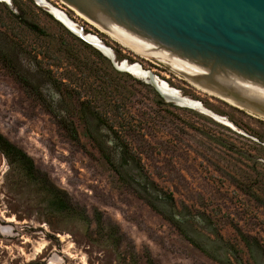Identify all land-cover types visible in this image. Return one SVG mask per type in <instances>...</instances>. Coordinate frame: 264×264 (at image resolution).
Segmentation results:
<instances>
[{"label": "rangeland", "instance_id": "374dc122", "mask_svg": "<svg viewBox=\"0 0 264 264\" xmlns=\"http://www.w3.org/2000/svg\"><path fill=\"white\" fill-rule=\"evenodd\" d=\"M46 1L102 40L118 61L152 70L234 127L164 100L130 74H117L37 0L0 1V134L73 206L63 210L42 179L0 151V264H239L228 244L242 264H264V120L124 47L62 0ZM7 60L37 93L16 79ZM39 94L71 117L80 143L58 125ZM109 126L135 158L121 167L125 182L88 136L90 128L112 146Z\"/></svg>", "mask_w": 264, "mask_h": 264}, {"label": "water", "instance_id": "95a60500", "mask_svg": "<svg viewBox=\"0 0 264 264\" xmlns=\"http://www.w3.org/2000/svg\"><path fill=\"white\" fill-rule=\"evenodd\" d=\"M62 1L85 12L74 0ZM86 1L117 17L122 26L174 52L264 86V0ZM48 5L47 13L71 34L98 51L117 72L132 75L111 48L88 40L82 28L75 31L67 26L53 12L55 7ZM107 50L110 52L105 53ZM148 81L164 100L175 103L152 75Z\"/></svg>", "mask_w": 264, "mask_h": 264}, {"label": "bare ground", "instance_id": "6f19581e", "mask_svg": "<svg viewBox=\"0 0 264 264\" xmlns=\"http://www.w3.org/2000/svg\"><path fill=\"white\" fill-rule=\"evenodd\" d=\"M37 2L42 6H49L46 0H37ZM74 2L85 11H78V14L81 17L102 31L110 34L113 39L120 42L124 47L133 50L143 58L153 59L170 66L174 72L183 76L198 89L209 92L229 104L264 120L263 85L242 80L225 70L211 65L204 66L201 61L174 52L122 26L117 17L101 12L86 0H74ZM53 12L57 18L73 30L77 31L80 29V27L60 9L54 8ZM87 39L95 44L106 45L102 40L92 34H88ZM106 52H110V50L105 51V53ZM123 66L134 77L144 79L146 83L149 82L150 75H152L158 86L165 94L173 98L176 105L198 110L212 116L224 125L232 128L234 127L226 118L220 117L206 109L201 102L183 96L178 90L172 88L167 82L161 80L152 70L144 69L139 63L131 64L126 61H124Z\"/></svg>", "mask_w": 264, "mask_h": 264}, {"label": "trees", "instance_id": "16d2710c", "mask_svg": "<svg viewBox=\"0 0 264 264\" xmlns=\"http://www.w3.org/2000/svg\"><path fill=\"white\" fill-rule=\"evenodd\" d=\"M31 30L36 34H39V35L43 34V32H41V30H38L36 26L32 27ZM81 42L84 46L92 49L100 58L104 59V57L94 48L87 45L83 41ZM8 63L9 64L6 63L7 67L8 69L11 70L12 74L16 77V79L23 86H25L26 89H28L31 93H37L38 90L35 86H33L32 81L27 76L20 73L17 70L16 66L13 64V62L8 61ZM115 72L117 71L115 70ZM117 74H122V73L117 72ZM38 97L40 98V101L42 102V105L44 106V108L52 116H54L57 119L58 125L68 134L69 138L76 143H80V137L77 131V127L75 125V122L71 119V117L66 112H64V110H62L61 108L57 107L54 103L47 100L45 96L39 94ZM82 105L86 106V102H83ZM94 115L96 116L97 119H100L99 113H95ZM109 127L111 128L110 130L111 132L114 131L112 126H109ZM112 133L115 135L112 146H109L108 144L102 142L101 140L96 139L95 136L93 135L92 130H90V128H89L88 136L94 143H96L97 150L100 152L103 159L108 163L110 168L116 173V175L119 177L120 180L125 182L126 181L125 175L123 173V170H121L122 169L121 167H124L130 164L129 162L130 160L132 161V163H134L135 158L131 156V150L128 144H126L125 142L124 143L122 142V138L118 135V133L117 132H112ZM0 151L7 158L8 161L18 164L27 175L31 177H35V178L38 176L37 179H40V180L42 179L44 182L45 188L47 189V192H48L47 194L63 210L71 211L73 209L72 202L69 199V197L63 192H61L60 190L56 189V187L48 181L47 177L42 175L41 172L36 169L34 162L22 150H20L18 147L11 144L1 134H0ZM150 185L151 184L149 183L145 185L144 187L145 191L149 192V189L151 187ZM159 191L161 195L160 197L163 200H169L170 202L173 203V198L171 196L167 197V195L163 191L161 190ZM138 195L140 197H143L140 193H138ZM148 203L150 206H152L150 201H148ZM173 207H174L173 208L174 216L176 219H178L177 210L175 208V205ZM174 222L177 223L176 226L178 227L182 235L187 238L188 235L186 231L181 227L178 221H174ZM239 235L245 243L247 244L250 243V238L248 236H246L242 232H240ZM190 241L197 248L204 251L205 253H208L205 249L201 248L198 243H196L193 240H190ZM226 247H227L228 253L236 260V262L239 264H242V259L240 258L239 253L235 250V248L231 244H228Z\"/></svg>", "mask_w": 264, "mask_h": 264}]
</instances>
